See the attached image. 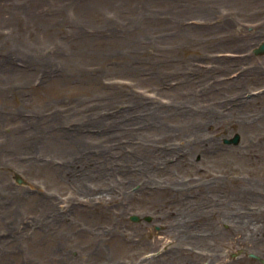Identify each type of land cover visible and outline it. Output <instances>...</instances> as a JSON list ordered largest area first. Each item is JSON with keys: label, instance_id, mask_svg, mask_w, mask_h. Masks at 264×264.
Returning a JSON list of instances; mask_svg holds the SVG:
<instances>
[{"label": "rangeland", "instance_id": "1", "mask_svg": "<svg viewBox=\"0 0 264 264\" xmlns=\"http://www.w3.org/2000/svg\"><path fill=\"white\" fill-rule=\"evenodd\" d=\"M263 40L264 0H0V264H262Z\"/></svg>", "mask_w": 264, "mask_h": 264}, {"label": "bare ground", "instance_id": "2", "mask_svg": "<svg viewBox=\"0 0 264 264\" xmlns=\"http://www.w3.org/2000/svg\"><path fill=\"white\" fill-rule=\"evenodd\" d=\"M165 124V123H164ZM164 133H167V132H163L162 134H164ZM162 157H160V159H161ZM146 167V166H145ZM145 167H140V168H137V167H135V165L133 166V167H131L130 169L131 170H127V172H130V171H133V170H135V171H138V170H140V169H142V170H145ZM125 170V171H126ZM126 178H127V176H126ZM128 179V178H127ZM149 179H147V178H145V180L143 179L142 181H143V183H144V185L147 187L148 186V181ZM124 182H126L127 183V181L125 180H121L119 183H118V185H121L122 187H124ZM181 186L180 185H177V184H175L174 182L173 183H171L170 185L168 184L167 186H166V189H167V192H164L165 194H172V193H175L174 192V189H177V188H180ZM261 187V189H264L263 188V185H261L260 186ZM159 194L160 195H163V192H159ZM235 208H240V207H238V205L236 206V207H234L233 209H227V211L226 212H213L211 215H212V217H213V219L212 220H214L215 222L216 221H219V219H220V217L221 216H225V217H231L232 218V220L233 219H241V218H243V219H246L245 217H247V212H245V210H243V211H241V212H237V213H234L233 215L234 216H231V215H229V213L232 211H234L235 210ZM206 215H207V213H206ZM199 216V213H197V214H195V215H193L192 216V218H194V217H198ZM236 216H238V217H236ZM201 218V217H200ZM206 218H208L207 216H206ZM217 224V223H216ZM246 226H248L249 224H245ZM253 226H255V225H253ZM252 226V227H253ZM256 227H258V228H262L263 226L261 225V224H259V223H256ZM256 230H257V228H256ZM258 231V230H257ZM224 234H225V236H227V235H229V234H232V233H230L228 230H219V232H218V234L216 235V236H219L220 238H224L225 236H224ZM223 243V242H222ZM186 250H183V253L185 252ZM179 252H180V250H179ZM178 253V252H177ZM188 254H189V252H188ZM191 255V254H190ZM188 257H190L189 255H187V257H186V259L187 260H189V258ZM155 260V259H154ZM177 261L178 262H174L173 264H185V261H183L182 260V255H180V257L177 259ZM210 264H213V263H210Z\"/></svg>", "mask_w": 264, "mask_h": 264}, {"label": "water", "instance_id": "3", "mask_svg": "<svg viewBox=\"0 0 264 264\" xmlns=\"http://www.w3.org/2000/svg\"><path fill=\"white\" fill-rule=\"evenodd\" d=\"M254 53H255L256 55H258V54H264V41H262V42L258 45V47L254 49ZM224 142H225V143H228V144H229V143H237V142H238V136L235 135V136L233 137L232 140H225ZM130 219H131L132 221H138V217H137V216H131ZM250 257L255 258V259H258V260L261 261V263L264 264V260L260 259L258 256L254 255V254H251Z\"/></svg>", "mask_w": 264, "mask_h": 264}]
</instances>
